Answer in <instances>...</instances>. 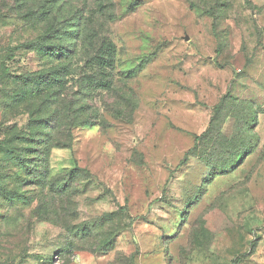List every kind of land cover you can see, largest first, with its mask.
Segmentation results:
<instances>
[{
	"label": "rangeland",
	"instance_id": "rangeland-1",
	"mask_svg": "<svg viewBox=\"0 0 264 264\" xmlns=\"http://www.w3.org/2000/svg\"><path fill=\"white\" fill-rule=\"evenodd\" d=\"M0 143V264H264V0H0Z\"/></svg>",
	"mask_w": 264,
	"mask_h": 264
},
{
	"label": "trees",
	"instance_id": "trees-1",
	"mask_svg": "<svg viewBox=\"0 0 264 264\" xmlns=\"http://www.w3.org/2000/svg\"><path fill=\"white\" fill-rule=\"evenodd\" d=\"M46 53L51 57H57L59 61L66 58V49H51ZM65 68L66 66L60 67L58 72ZM83 68L86 70L89 69L90 62H87L86 66ZM63 75L64 78L69 76L67 74H60L57 72L49 73L47 76L41 74L39 81L34 83L33 87L29 86L28 81V88L23 92V96L25 98L28 96L29 103L30 100L37 98H40L42 101L40 111H35V109H30L28 111L29 115L31 116L28 131L35 137L36 135L42 134L46 126L47 136L41 141L28 139V151H38L42 155V160L45 162L48 161L53 149H67L73 146V131L76 128L93 125L92 118L86 117L83 119L79 116V111L76 109L73 102L63 103L62 94L64 89L62 87L63 81H61ZM53 106H55L54 109H52ZM42 113H45L44 115H49V117L40 121H33L36 115ZM49 132H54L56 135H49ZM3 144L5 145L7 143L4 142ZM36 145L38 147H36ZM1 146H3L2 143H0V147ZM46 170H48L47 166ZM79 173H86L89 175L86 170L81 169H76L75 171L71 172V174Z\"/></svg>",
	"mask_w": 264,
	"mask_h": 264
}]
</instances>
